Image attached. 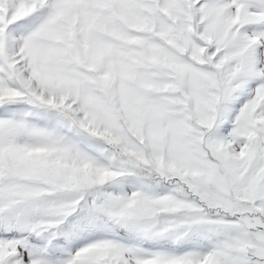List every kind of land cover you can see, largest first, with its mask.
I'll list each match as a JSON object with an SVG mask.
<instances>
[{
	"label": "snow or ice",
	"instance_id": "6c2138e0",
	"mask_svg": "<svg viewBox=\"0 0 264 264\" xmlns=\"http://www.w3.org/2000/svg\"><path fill=\"white\" fill-rule=\"evenodd\" d=\"M0 264H264V0H0Z\"/></svg>",
	"mask_w": 264,
	"mask_h": 264
}]
</instances>
